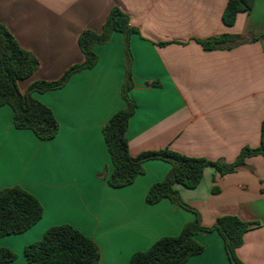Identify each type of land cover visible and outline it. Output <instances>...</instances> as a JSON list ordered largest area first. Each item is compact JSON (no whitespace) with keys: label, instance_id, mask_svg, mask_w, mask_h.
<instances>
[{"label":"crops","instance_id":"obj_1","mask_svg":"<svg viewBox=\"0 0 264 264\" xmlns=\"http://www.w3.org/2000/svg\"><path fill=\"white\" fill-rule=\"evenodd\" d=\"M228 0H0V22L39 67L18 82L22 93L36 81L58 80L84 61L78 40L100 32L113 8L138 30L131 36L137 104L126 136L130 154L169 148L188 157L233 163L244 148L261 143L264 120V0L233 26L223 22ZM222 34L240 37L231 48L205 51L196 40ZM95 67L74 75L59 90L36 97L53 111L59 132L38 139L14 126L13 111L0 106V190L21 186L42 204V219L19 235L0 237V247L17 254L40 241L47 229L69 224L99 246V264H127L163 237H174L194 214L163 199L148 204L151 186L170 164L147 161L145 173L129 186L113 188V165L103 127L125 107L122 99L125 38L114 33L96 47ZM158 82V86L152 83ZM217 188L214 192L213 188ZM198 210L202 224L223 216L253 223L237 250L243 264H264V156L246 159L221 175L208 167L195 189L176 186ZM204 252L185 264H230L217 233H199Z\"/></svg>","mask_w":264,"mask_h":264},{"label":"trees","instance_id":"obj_2","mask_svg":"<svg viewBox=\"0 0 264 264\" xmlns=\"http://www.w3.org/2000/svg\"><path fill=\"white\" fill-rule=\"evenodd\" d=\"M254 0H228L223 13V22L231 27L241 13H249ZM138 30L130 25V18L119 8H113L102 30H87L78 40L84 61L69 68L58 80L36 81L25 93L18 82L28 79L39 67V60L32 53L22 49L7 27L0 22V106L8 105L13 111L14 126L18 130H30L43 141L52 140L59 132V123L47 105L36 94H43L64 88L70 79L98 63L96 47L110 41L114 33L125 38V75L122 86V99L125 107L115 113L103 127V136L112 160V171L107 183L113 188L131 185L138 176L145 173V163L161 160L170 164V169L161 182L149 189L146 202L156 204L163 199L194 214V219L174 237H163L146 251L136 252L127 264H185L191 257L204 252V246L197 240L199 233H217L224 241L226 256L230 264H243L237 250L244 242V235L253 223L236 216H223L206 227L196 208L186 203L176 186L195 189L201 182L204 170L214 167L221 175L234 172L246 164V159L256 155L264 156V120L261 125V143L256 148H244L233 163L193 158L169 148L158 151H145L137 156L130 154L126 136L129 121L135 114L137 104L129 92L134 86L133 57L130 48L131 36ZM205 51L231 48L240 42V37L222 34L205 40H196ZM158 86V82L152 83ZM216 192L217 188H213ZM44 209L40 201L21 186L0 190V237L19 235L43 217ZM24 264H99L101 253L97 243L79 229L69 224L50 227L43 238L24 249ZM17 254L0 247V264H14Z\"/></svg>","mask_w":264,"mask_h":264}]
</instances>
